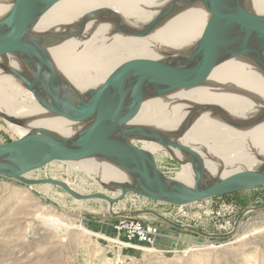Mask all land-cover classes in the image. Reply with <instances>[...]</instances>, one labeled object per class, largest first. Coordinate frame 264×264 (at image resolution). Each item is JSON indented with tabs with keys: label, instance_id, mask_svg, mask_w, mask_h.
Wrapping results in <instances>:
<instances>
[{
	"label": "bare ground",
	"instance_id": "6f19581e",
	"mask_svg": "<svg viewBox=\"0 0 264 264\" xmlns=\"http://www.w3.org/2000/svg\"><path fill=\"white\" fill-rule=\"evenodd\" d=\"M243 1L247 9L264 16V0ZM15 2L0 0V24L11 18ZM187 2L59 0L44 13L30 33L45 45L46 62L75 91L77 99L86 100L90 90L105 92L130 61H165L173 54H189L213 20L201 3L173 14L160 15L153 31L144 37L116 30L128 26L136 32L141 31L159 10ZM10 68L22 70L18 58L4 51L0 53V116L6 119L18 140L47 138L40 129L50 130L54 137H69L87 126L88 123L76 124L42 108L24 84L9 73ZM66 96L68 100L73 99ZM262 116L264 66L234 57L168 95L146 98L125 133L132 136L141 128H152L178 135V143L202 156L209 175L231 178L253 171L264 161V118L256 125H250ZM139 141L142 148L154 154L156 162L160 156H172L181 163L182 168L175 175L168 176L163 172L164 175L193 185L195 164L185 154L163 148L156 142ZM64 162L90 175L104 188L129 183L135 178L126 168L104 159L84 157ZM63 182L79 194H90V191ZM82 183L84 185V180ZM42 186L49 190L52 185ZM42 214L40 212L38 217L60 234L81 228L89 235L101 237L83 225L74 226L56 216ZM145 251L155 250L146 248Z\"/></svg>",
	"mask_w": 264,
	"mask_h": 264
},
{
	"label": "water",
	"instance_id": "95a60500",
	"mask_svg": "<svg viewBox=\"0 0 264 264\" xmlns=\"http://www.w3.org/2000/svg\"><path fill=\"white\" fill-rule=\"evenodd\" d=\"M58 1L16 0L11 18L0 24V53L9 51L18 58L22 70L10 68L8 71L24 84L42 108L73 123L88 124L69 137H54L50 130L40 129L47 138H27L0 145V177L31 186H58L76 200H104L110 206L136 194L182 207L264 187V161L249 173L216 178L209 175L198 152L177 142L178 135L152 128H141L132 136L125 133L128 123L139 113L148 97L168 95L234 57H243L264 66L263 15L247 9L243 0H186L188 4L169 5L159 10L141 31L136 32L128 26L117 28V32L144 37L153 31L160 15L173 14L196 3H201L213 16L202 39L189 54H173L165 61H130L105 92L90 90L87 99L82 100L77 99L75 91L46 62L45 45L30 33L44 13ZM66 94L73 99L68 100ZM263 118L250 125H256ZM136 140L156 142L163 148L185 154L195 164L193 185L164 175L158 169L154 154L135 144ZM84 157L112 162L126 168L135 178L129 183L107 186L109 194H79L67 183L54 178L33 180L26 177L53 161Z\"/></svg>",
	"mask_w": 264,
	"mask_h": 264
},
{
	"label": "rangeland",
	"instance_id": "374dc122",
	"mask_svg": "<svg viewBox=\"0 0 264 264\" xmlns=\"http://www.w3.org/2000/svg\"><path fill=\"white\" fill-rule=\"evenodd\" d=\"M17 140L0 116V145ZM157 165L168 176L182 168L172 156L158 157ZM27 175L109 194L90 175L60 160ZM40 212L101 237L81 228L60 234L38 217ZM124 219L156 225L160 234L154 245L136 250L120 243L116 225ZM0 264H264V187L182 207L136 194L110 206L104 200L81 203L58 186L47 190L0 177Z\"/></svg>",
	"mask_w": 264,
	"mask_h": 264
},
{
	"label": "built area",
	"instance_id": "2783aa9c",
	"mask_svg": "<svg viewBox=\"0 0 264 264\" xmlns=\"http://www.w3.org/2000/svg\"><path fill=\"white\" fill-rule=\"evenodd\" d=\"M116 230L119 236H122L123 241L128 247L140 249L154 245L157 237L160 234L159 228L153 224H145L139 220H121L116 225Z\"/></svg>",
	"mask_w": 264,
	"mask_h": 264
}]
</instances>
